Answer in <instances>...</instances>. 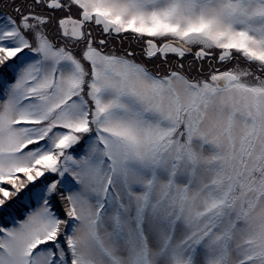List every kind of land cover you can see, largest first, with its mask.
Here are the masks:
<instances>
[{"label":"snow or ice","instance_id":"6c2138e0","mask_svg":"<svg viewBox=\"0 0 264 264\" xmlns=\"http://www.w3.org/2000/svg\"><path fill=\"white\" fill-rule=\"evenodd\" d=\"M0 264H264V0H0Z\"/></svg>","mask_w":264,"mask_h":264},{"label":"trees","instance_id":"16d2710c","mask_svg":"<svg viewBox=\"0 0 264 264\" xmlns=\"http://www.w3.org/2000/svg\"><path fill=\"white\" fill-rule=\"evenodd\" d=\"M6 10V9H5Z\"/></svg>","mask_w":264,"mask_h":264}]
</instances>
